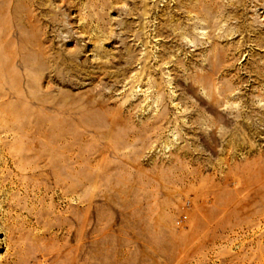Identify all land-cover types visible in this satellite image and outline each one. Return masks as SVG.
Segmentation results:
<instances>
[{
    "label": "rangeland",
    "instance_id": "1",
    "mask_svg": "<svg viewBox=\"0 0 264 264\" xmlns=\"http://www.w3.org/2000/svg\"><path fill=\"white\" fill-rule=\"evenodd\" d=\"M0 6V264H264V0Z\"/></svg>",
    "mask_w": 264,
    "mask_h": 264
},
{
    "label": "bare ground",
    "instance_id": "2",
    "mask_svg": "<svg viewBox=\"0 0 264 264\" xmlns=\"http://www.w3.org/2000/svg\"><path fill=\"white\" fill-rule=\"evenodd\" d=\"M0 8H1V6H0ZM1 9H2V8H1ZM0 52H1V42H0ZM1 74H2V66H1V64H0V76H1ZM216 86H217V85H215L214 94H213V95H214V100H216V101L218 100V98H216V96H217L216 93H217V92H219V93H223V95L225 94V95H224L225 97H227V96L230 95V94H229V90H228L229 88H228V87H226V88H219V87H218V89H217ZM253 109H257L256 106L253 107ZM161 114H163V113H161ZM161 114L159 115L160 118H161ZM160 118H157L156 121L159 120ZM160 120H161V119H160ZM261 120H263V119H261ZM151 124L154 125V122H152Z\"/></svg>",
    "mask_w": 264,
    "mask_h": 264
}]
</instances>
